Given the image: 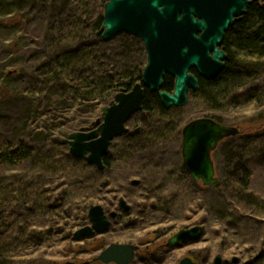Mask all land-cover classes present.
<instances>
[{"label":"trees","instance_id":"16d2710c","mask_svg":"<svg viewBox=\"0 0 264 264\" xmlns=\"http://www.w3.org/2000/svg\"><path fill=\"white\" fill-rule=\"evenodd\" d=\"M107 1L0 0V61L3 57L6 59L9 52L18 56L11 58L9 65L0 63V90L7 95L5 99L27 107L26 119L24 115L17 120L12 117V121L17 122L13 128L0 126V264H39L29 256L38 253L57 230H62L54 221L64 220L62 200L58 203L37 181L44 183L63 178L67 180L63 184H71L75 174L91 172L96 185H89L96 191L118 168H125L126 197L153 199L154 203L141 211L152 209L156 214L169 215H172L170 204L182 196L181 191L199 189V183L182 165V128L186 123L182 109L165 107L159 93L150 89H145L143 111L131 120L129 132L119 138L114 152L104 157L103 171L84 159L71 156L69 147L58 138L47 143L40 137L46 133L39 124L53 120L55 109L61 110L62 117L56 119H64V126L80 130L92 123H89V113L90 116L101 114L102 107L117 92L132 90L142 79L147 63L143 41L133 34H121L112 41L119 43L116 51L97 34L104 21ZM21 41L26 45L16 49L15 44ZM222 47L228 59L216 78L207 80L192 70L199 78V88L192 92L194 98L207 110L236 112L245 103L259 109L264 105V8L261 2L252 0L245 15L226 33ZM19 57L23 58V65L10 67L15 66L12 61ZM174 82L172 76L166 75L164 89L173 91ZM241 91L243 93L238 95ZM54 106L57 107L53 110ZM32 108L39 117L31 133L26 127L29 128L32 120L29 119ZM73 111L84 116L68 119ZM205 117L223 123L218 116ZM248 122L255 124V130H243L225 139L213 153L220 184L212 188L211 200L205 202L210 219L233 223L226 214L234 202L264 213V198L251 191L253 173L249 166L254 161L264 163V111H259L258 117ZM169 143L178 148L174 150L177 160L171 164L173 169L164 167L157 154L159 144ZM25 166L37 169L36 180L21 171L6 176V170L15 172ZM162 168L165 170L161 171ZM97 176L102 178L98 180ZM134 178L137 184L132 183ZM169 188L179 193L167 195ZM223 189L234 199H228ZM91 205L85 198L84 216L75 219L78 223L75 227L88 223L86 212ZM136 208L139 207L136 205ZM236 218L239 223L240 218ZM245 264H264V251Z\"/></svg>","mask_w":264,"mask_h":264},{"label":"water","instance_id":"95a60500","mask_svg":"<svg viewBox=\"0 0 264 264\" xmlns=\"http://www.w3.org/2000/svg\"><path fill=\"white\" fill-rule=\"evenodd\" d=\"M261 2L264 8V0ZM252 0H108L104 5V21L97 32L104 41L120 34L138 36L147 52L142 79L130 91L117 92L109 104L102 107L99 118L90 126L72 132L63 142L70 154L84 159L98 170L105 169L104 157L109 155L114 140L129 132L130 119L143 111L145 89L158 92L165 107H182L188 101V92L199 88V78L192 72L211 80L224 69L228 59L222 47L226 33L246 13ZM174 78V90L164 89V78ZM239 126L226 125L211 117H200L187 122L182 129V165L195 182L218 186L213 153L218 145L241 134ZM134 184L138 180L133 181ZM120 209L131 211L124 197L119 198ZM117 211L109 215L101 204H93L88 212L89 224L77 229L76 240L92 238L107 232ZM205 234L202 223L181 228L166 242L174 249L198 242ZM136 247L129 243H111L96 257L61 264H131ZM217 254L213 264H228ZM238 257L232 264H238ZM178 264H200L191 257Z\"/></svg>","mask_w":264,"mask_h":264},{"label":"rangeland","instance_id":"374dc122","mask_svg":"<svg viewBox=\"0 0 264 264\" xmlns=\"http://www.w3.org/2000/svg\"><path fill=\"white\" fill-rule=\"evenodd\" d=\"M115 38L105 42H110L111 44L107 46L117 51L119 50V43H112ZM27 43H29V41ZM24 45L26 44L21 41L20 44H15V47L16 49L20 47L23 48ZM15 57L18 56H14L12 52H9L7 53V58L5 59V57H3L0 63L3 62L9 65L10 59ZM23 62V58L19 57L17 60L12 61V63H16L15 66L10 67L20 68ZM8 88H10L9 85ZM197 90H190L188 92L187 103L179 107L182 109L181 112L185 117L186 123L196 118L211 115L218 116L223 120V124L239 126L244 132H247L248 129L255 130V124L248 122V120L255 116L258 117L259 111H264V105L259 109H253L252 105L245 103L241 107L242 109L236 112L232 110L226 112L207 110L206 106L203 105L200 100L194 98L192 92ZM240 93H243V91L238 92V95H241ZM4 96L7 98V95H4V92L0 90V126L6 125L8 127L11 125L13 128L20 115H24L23 118L26 119L27 107L26 105L21 106L17 101L5 99ZM241 98H243V96ZM241 101L244 102L245 100L242 99ZM56 107L57 106H54L53 110ZM31 110L33 114L29 119L32 120L28 124L29 128L26 127L27 132H31V129L38 124V121L35 119L39 116H37L35 109L32 108ZM59 111L61 110H54L52 113L53 120H48L47 122H41V124H39V127L44 128L46 133L40 137L47 143H51L50 141L56 138L60 141L68 139L72 132L77 131V129H75L76 127L69 128L64 126V119L62 121L56 119L62 117ZM80 116H84V114L73 111L68 114V119H74L75 117L79 119ZM100 116L101 114H99V112L92 116H90L89 113L88 117H91L89 123L95 121ZM134 116L127 125L130 124ZM12 117H15L16 120L12 121ZM71 123H69V125ZM128 127L130 128V126ZM119 138L120 137L116 138L112 143L110 147L111 152H114ZM63 144L69 147L68 144ZM158 146V159L163 160L162 165L164 167L166 166L169 169H173V165L171 164L177 160V157L174 156V150L177 151L178 149L177 146L174 145L173 147L171 143L159 144ZM55 148L58 150V147ZM60 149L63 150L64 148ZM47 151L48 150H46V152ZM249 166L253 173L250 181L251 191L258 197L264 198V163L261 161H254L249 163ZM163 170L165 169L162 168L161 171ZM20 171L23 174H28V178L36 180L37 169L33 166L29 168L25 166L23 169H18L15 172L6 170L5 173L6 176H10L15 173H20ZM115 172L116 174L106 178L104 183L101 184V187H98L96 191L89 185V183L96 185L92 173H86V171L83 172L86 173L85 175H81L80 173L75 174L74 177L71 178V184H63L66 180L63 181V178H58L56 181L46 180L44 183L37 181L41 187L48 190L49 195L55 196L53 199L58 200V203L62 200L64 211L62 213V218L64 220H62V222L60 219L57 220V222L54 220L55 223H57L56 226L62 230H57L53 237L46 242L38 253L29 256L30 260H34L39 264H51V261H56V264H61L65 261H85L95 256L98 252V240H101L102 244H110L112 242L132 243L139 247L135 252V258L131 264H178L179 261L186 256H191L195 260L197 258L202 264H213V260L217 254H221L224 260L229 261V264H232V260L235 257L239 259L238 264H245L264 251V224L262 223L264 221V213L256 212V210L249 205L234 202L226 214L228 215L227 219H231L233 223L213 220L208 217L205 202H208L209 199L211 200V194H209V192H212L214 185L205 186L202 182H199V189L192 187L191 190L187 192L181 191L180 194L182 196L179 199H175L173 203L170 204L172 215L166 212L156 214L152 209L144 213L142 211H145V207L154 203L153 199H145L142 196L128 199L126 197L127 191H124V189H127L128 185L125 179V168H118ZM46 177L49 176L46 175ZM97 178L99 180L102 177L100 178L97 176ZM135 179L137 178H134V180ZM134 180H132V183ZM208 187L209 189L207 190L206 188ZM30 189L32 192L34 190L33 186ZM98 191L101 192L98 193ZM223 192L227 195L226 190L223 189ZM166 193L167 195H169V193L172 195L173 193L178 194L179 192L178 190L169 188V192ZM229 195H231V193H229ZM120 197H125L132 205V212L130 214L121 215L108 233L98 236L95 240L75 239L74 233L79 229V226L75 227V225L78 224L75 219L84 216L85 208L82 205L85 202V198L90 204H102L106 209L110 210L111 205L116 201L118 203ZM228 197V199H230L231 196ZM231 199L234 198L231 197ZM105 200L108 202H105ZM136 205L139 208H136ZM89 209L86 212V216H88ZM219 215H222L220 211ZM236 217L240 218L239 223H237ZM198 223H202L205 229V234L200 241L179 248L177 247L173 250L164 247L167 240L181 228L190 227Z\"/></svg>","mask_w":264,"mask_h":264},{"label":"flooded vegetation","instance_id":"af4514ba","mask_svg":"<svg viewBox=\"0 0 264 264\" xmlns=\"http://www.w3.org/2000/svg\"><path fill=\"white\" fill-rule=\"evenodd\" d=\"M104 207V206H103ZM104 209H105V211H106V214L107 215H109L112 211H117L118 212V216H117V218H116V220H113V223H112V226H113V224L115 223V221H117V219H119L120 218V216L121 215H123V214H125V212L123 211V210H121L120 209V206H119V199H118V203H117V201L114 203V204H112L111 205V209L109 210V209H106L105 207H104ZM132 212V206H131V211L129 212V213H127L126 215H128V214H130ZM87 224H89V218H88V223ZM86 224V225H87ZM112 226L110 227V229L108 230V231H110L111 230V228H112ZM108 231L107 232H105V233H103V234H98V235H95L94 237H92V238H87V239H91V240H95L98 236H100V235H104V234H106V233H108ZM112 243H114V242H112ZM101 244V245H100ZM111 244V243H110ZM129 244H132V243H129ZM99 245V246H98ZM109 244L108 243H104V244H102V242H101V240H98V242H97V246L99 247V248H97V250H98V252L96 253V255L95 256H93V257H91V258H89V259H86V260H90V261H92V259L94 258V257H96L104 248H106L107 246H108ZM132 245H134V244H132ZM135 247H136V250H138V248L139 247H137L136 245H134ZM164 247H166V244H164ZM179 248V247H178ZM175 249V248H174ZM173 250V249H172ZM136 252V251H135ZM85 260V261H86ZM89 264H104V263H102V262H91V263H89ZM109 264H116V263H109ZM229 264V263H228Z\"/></svg>","mask_w":264,"mask_h":264}]
</instances>
